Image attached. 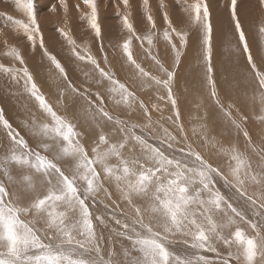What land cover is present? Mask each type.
<instances>
[{
    "label": "snow or ice",
    "instance_id": "6c2138e0",
    "mask_svg": "<svg viewBox=\"0 0 264 264\" xmlns=\"http://www.w3.org/2000/svg\"><path fill=\"white\" fill-rule=\"evenodd\" d=\"M58 2L67 25L69 5L67 0ZM120 3L124 7L117 6V16L128 34L120 48L135 69V79L150 82L155 89V104L121 83L110 70L106 55L105 67H101L87 48L84 54L77 51L80 46L69 29L57 28L72 46V54L93 66L97 90L74 84L45 49L35 0H14L26 19L8 16V20L17 35L22 34L33 46L39 38L61 79L57 105H63L64 111L41 92L19 48L5 40L4 54L21 67L0 65V72L22 86L21 94L35 102L38 113L32 112L30 121L24 122L35 139L32 146L0 108V128L5 133L0 137V264H264V133L259 144L254 143L244 126L248 117L237 107L236 119L231 112L234 104L226 108L221 103L213 76L208 3L177 0L199 30L209 96L237 137H244L243 148L238 140L220 146L217 154L222 158L217 161L211 159L217 144L211 145L206 158L193 147L195 141L187 142L173 92L175 70H169L152 53L159 29L149 0L140 4L148 28L143 37L130 19L129 0ZM83 4L87 11L76 4L80 19L102 40L98 0H83ZM258 5L264 9V0H258ZM159 10L162 38L171 49L174 64L179 65L189 32L174 25L166 0H159ZM49 11L57 12V6L53 4ZM230 11L247 64L262 90L259 102L264 113V71L257 67L246 41L238 0H230ZM259 32L264 34V24ZM133 39L142 48L147 41L144 52L162 76L152 75L137 63ZM65 98L71 101V110L63 103ZM159 101L170 103L173 115L167 119L175 125L176 135L163 127L162 136L149 134L157 123L151 112H160L164 118ZM110 105L120 114L113 115ZM258 119L264 122V114ZM143 120L148 123L134 122ZM85 138L87 145L82 142ZM205 146L207 141L201 144ZM219 181L227 193L218 187Z\"/></svg>",
    "mask_w": 264,
    "mask_h": 264
},
{
    "label": "rangeland",
    "instance_id": "374dc122",
    "mask_svg": "<svg viewBox=\"0 0 264 264\" xmlns=\"http://www.w3.org/2000/svg\"><path fill=\"white\" fill-rule=\"evenodd\" d=\"M129 2L132 6V16L130 19H132L138 35L143 37L147 34L148 28L146 26L147 21L143 18V9L140 7L141 0H129ZM193 2H195V0H187V3ZM206 2L209 5L210 21L212 24L213 67L215 65L214 62H216L218 67L221 65L224 66V60L228 59H231L232 61H240L241 63L245 59L247 63V58L243 52V45L239 41V36L235 32V24L231 19L230 0H206ZM35 3L37 6V19L40 24L41 34H43L42 37L45 49H47L49 54L54 55L57 58L74 84L80 87L90 85L94 91L97 90L93 82V76L95 75L93 66L85 61L78 60L72 54V46H70L59 32L56 31L57 28L69 29L71 37L76 41V44L80 46L77 48V51L84 54L83 49L87 48V50L97 59L101 67H105L104 58L106 55L110 70L115 73L116 78L121 83H125L131 90H134L138 97L145 100L150 98L153 104L157 103V93L155 89L150 86V82H144L142 84L141 80L135 79V69L128 65L120 48V45L128 36L126 30L122 28L121 21L117 16V6H119L121 10H123L124 7L123 4L120 3V0H115V3L113 0H98L100 13L99 20L102 26V40H97L94 33L88 28L86 22L80 19L81 13L77 11L76 4L79 3L82 11H87L86 6L83 4V0H67L69 5V23L67 25L64 23V13L63 10L59 8L58 0H35ZM166 3L169 6V16L174 25L189 32L188 43L183 50L179 65H175L171 49L166 46V42L162 38V14L159 10V0H149L152 14L157 21L159 29L158 34L153 37L152 53L153 55L155 54L154 56L161 59L162 63L165 64V67H169V70H175L176 75L173 81V92L178 100V107L182 117L181 123H183L186 129V135L188 136L187 142L191 143L195 141L193 147L201 151L206 158L209 157L211 145L213 143L217 144V148L212 150L211 155V159L215 161V159L218 160L216 154L218 153L219 147H227L229 145L228 143L232 142L230 141L231 136L228 135V130L225 126L212 117L216 113L211 116L206 111L207 106H210L211 109L214 108L222 113L209 96L210 86L207 85L205 79V67L202 60V48L199 39L200 34H198L199 30L189 22L187 13H185L182 7L177 4V0H166ZM238 3L240 6V14H242V16L248 14L247 17L249 20L248 23L245 24L247 25L246 28L251 25L253 29L256 28L255 30L259 32V28L264 24V9L259 7L258 0H238ZM53 4H55L58 9L55 13L49 11V8H51ZM222 15H224L223 19L219 18L218 22L217 16ZM8 16H11L13 19H26V17L15 8L14 0H0V65L16 69L21 67L19 62L14 61L11 57L4 54L6 51L4 42L7 40L9 45H15L21 51L24 61L26 62L25 64L41 92L54 107H57L58 110L63 113V105H57L61 79L47 56H45V49L40 47L39 38H37L38 43L36 42L35 46H33L22 34L17 35L13 25L8 20ZM214 17L216 18L215 25ZM2 20H4V22ZM240 21L242 26H244L241 18ZM243 31L246 34L245 28H243ZM219 32L221 34L224 33L225 35H220L218 34ZM259 46L263 49H261V52L264 58V42L260 41ZM147 47V41L144 42L142 48L140 41L133 39L131 48L134 59L152 75L162 76L157 65L144 52V49ZM249 49L251 53H253V49L250 45ZM187 56L189 59H187ZM255 63L257 67L259 66L258 68L261 71H264V61L261 62V66L258 62L255 61ZM194 69L197 70V74H194ZM231 73L233 80L230 84L235 87L237 97L243 101H247L251 98V101L254 100L256 104H258L260 93L253 96L251 81H249L248 86H244L236 72L231 70ZM252 75H254V73H252ZM213 76L216 81L217 93L220 97L221 103H223L226 108L229 103L234 104L233 101L228 100L227 95L222 91L223 86L226 84H224L223 78L221 81V79L217 77L215 68ZM105 86H107L106 83ZM22 92L23 88L21 85L15 84L7 74L0 72V108H3L5 118L10 121L13 127L21 132L25 139L29 141L30 145L35 146V139L29 132V129L24 127V122L26 120L30 121V114L32 112L38 113V109L35 102L30 100L27 95H22ZM63 103L68 105L69 110H71L70 100L65 98ZM159 104L161 108H163L164 118L161 119L160 112H151L153 121L157 123L152 126L154 132H150L149 134L162 136L163 133L160 131V128L163 127L176 135L175 125L167 119L168 116L173 115L170 103L159 101ZM237 104L242 105L238 102ZM109 107L110 110H112L113 115L120 114L118 109H114L111 105ZM236 109L237 106L234 104L231 112L233 117L239 119ZM241 112L246 115L245 112L249 111L243 110ZM121 118L125 117L122 116ZM225 120L227 123L229 122L227 119ZM134 122L143 124L148 123L146 120ZM246 124L247 123L245 122L244 126L247 128L248 126H246ZM252 126L256 129L254 125ZM261 126L263 127L264 125L261 124ZM248 131L251 130L248 129ZM257 131H261V127ZM262 133H264V130ZM137 134H139V129H137ZM4 135V130L0 128V137H3ZM240 136L241 139L244 140L243 135ZM251 137L254 143L258 142L257 144H259L260 141H257L252 135ZM177 139H181V136L178 135ZM205 141H207V146L201 147V144ZM82 142L86 145L88 144L86 138L83 139ZM152 142L156 143V141ZM218 187L227 193L228 190L224 188L222 181L218 182ZM121 207L127 210L125 205L122 204ZM107 235L108 233L105 232V236ZM123 243L127 245V241H124ZM178 246L179 245H177V247ZM205 255H208L210 258L213 256L212 253H205Z\"/></svg>",
    "mask_w": 264,
    "mask_h": 264
},
{
    "label": "bare ground",
    "instance_id": "6f19581e",
    "mask_svg": "<svg viewBox=\"0 0 264 264\" xmlns=\"http://www.w3.org/2000/svg\"><path fill=\"white\" fill-rule=\"evenodd\" d=\"M213 1V0H212ZM4 4V3H3ZM212 6V5H211ZM8 8V7H7ZM10 8V7H9ZM238 8H240L239 3H238ZM112 13V12H111ZM108 15V14H107ZM248 14L243 15L240 14V18L242 19V22L244 24V26H242L243 28L246 29V41L249 43V45L252 47L253 49V56H254V61L258 62L259 65L261 66V62L264 61L262 52H261V47L259 46V42H264V34L261 35L260 32H258L257 30H255L256 28H252V26L248 25L249 27L246 28L248 23L249 18L247 17ZM250 16V14H249ZM224 15L222 16H217V21L219 20V18L223 19ZM2 19V18H1ZM4 19V18H3ZM255 19V18H254ZM112 20V19H111ZM252 20V19H251ZM4 22V20H2ZM254 21V20H253ZM219 22V21H218ZM223 22V21H222ZM255 22V21H254ZM7 24V23H6ZM216 24V18L214 17V25ZM199 34V33H198ZM220 35H225L224 33H218ZM43 35V34H42ZM56 35V34H55ZM195 35V34H194ZM54 36V35H53ZM58 37V36H57ZM214 37L216 38V36L214 35ZM220 37V36H219ZM46 42V41H45ZM25 43V42H24ZM38 43V41H37ZM49 45V44H48ZM28 46V45H27ZM30 46V45H29ZM214 46V45H213ZM263 50V49H262ZM95 55V54H94ZM155 55V54H154ZM122 56V55H121ZM189 56V55H188ZM187 56V59H189ZM100 58V57H99ZM182 58V57H181ZM214 58V55H213ZM217 61V60H216ZM192 62V60H191ZM190 62V64H191ZM26 63V62H25ZM188 63V61H187ZM225 65H221V66H217L216 62H214V68L216 70L217 73V77H219L222 81V78L224 80V84H226L225 86H223L222 91L227 95L228 100L233 101L234 104L237 107H240L239 109L241 111L246 110L249 112H245L246 116L249 118V120L246 121V126H248L247 128L250 129L251 131H249L251 133V135L257 140L260 141V137L262 134V131L264 130V126L262 127L261 124L264 125V122H261L258 117L264 113L261 112V104L258 100V104H256V102L253 100L251 101V98H249V100L247 101H243L241 99H239L235 93V87L232 86L230 84V82L233 80L232 77V73L231 70L235 71L237 76L239 77L240 81H242L244 86H248L249 81H251L252 83V89H253V96L259 94L262 90H260L257 86V82L254 80V75H252V71L250 70V67L247 65L245 59L243 60V62L241 63L240 61H232L231 59L228 60H224ZM257 63V64H258ZM193 64V62H192ZM192 66V65H189ZM259 67V66H258ZM49 68V67H48ZM188 68V67H187ZM194 68V66H193ZM192 69V67H191ZM34 70V69H33ZM127 70V69H126ZM197 72V70L194 69V74ZM197 74V73H196ZM196 76V75H195ZM92 79V78H90ZM153 92V91H152ZM240 103L242 105H238L237 104ZM244 105V106H243ZM206 111L212 116L214 113H216L214 116H212L215 120H218L219 122H221L225 128L228 130V135H230V141L232 143L237 142L239 143V146L241 148H243L244 145V140L241 139V136L237 137V133L236 130L232 127H230V125H228V123L225 120V117L222 113L218 112V110L212 108L210 106H207ZM254 125L256 127L257 130H259V128L261 127V131H257L256 129H254V127L252 126ZM225 131V130H224ZM30 134V133H29ZM258 143V142H257ZM230 144V143H228ZM201 150V149H200ZM208 155V154H207ZM206 155V156H207ZM217 159H221L222 157L218 154H216ZM212 158V156H211ZM215 159V158H214ZM215 161H217L215 159ZM223 183V182H222ZM179 247V246H178Z\"/></svg>",
    "mask_w": 264,
    "mask_h": 264
}]
</instances>
